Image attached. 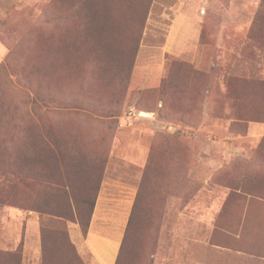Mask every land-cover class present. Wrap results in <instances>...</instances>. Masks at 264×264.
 Instances as JSON below:
<instances>
[{"label":"rangeland","instance_id":"1","mask_svg":"<svg viewBox=\"0 0 264 264\" xmlns=\"http://www.w3.org/2000/svg\"><path fill=\"white\" fill-rule=\"evenodd\" d=\"M104 3L0 0V215L85 228L115 180L139 263L264 258V0H140L118 43Z\"/></svg>","mask_w":264,"mask_h":264},{"label":"crops","instance_id":"2","mask_svg":"<svg viewBox=\"0 0 264 264\" xmlns=\"http://www.w3.org/2000/svg\"><path fill=\"white\" fill-rule=\"evenodd\" d=\"M179 32H176V36L180 35ZM261 127L264 132V123ZM169 129L172 130V127ZM138 145L140 150L145 148L142 143ZM136 192L135 187H129L121 181L104 180L86 231L74 220H68V227L64 230L55 226L43 228L40 214L35 212L12 211L0 215V264H12L14 256L19 264H119L120 261L125 264L126 253L129 257L136 248V234H144L143 229L130 230L128 227ZM48 217L62 219L54 215ZM61 234L65 235L63 240L60 239ZM176 234L186 240L178 252L180 260L177 261L183 264L189 253L188 240L185 239L188 232ZM173 251L172 245L166 244L165 264H171ZM136 253L132 264H141L139 253L138 257ZM204 253V256H200L201 259L204 257L203 264H216L217 255H226L216 248ZM228 256L231 257V254L228 253ZM249 261V264H264L263 257L251 258Z\"/></svg>","mask_w":264,"mask_h":264},{"label":"trees","instance_id":"3","mask_svg":"<svg viewBox=\"0 0 264 264\" xmlns=\"http://www.w3.org/2000/svg\"><path fill=\"white\" fill-rule=\"evenodd\" d=\"M140 4H141L140 0H107V3H104V8H107L106 10L109 12V14L107 15L108 19L106 21V27H105L106 31L103 32L104 33L103 37L107 38L106 40L107 42L118 43L125 36L127 30H131L129 32L130 36H133V34L134 36H136V33H134L136 28L135 24L129 25V23L127 22L130 21L131 12L138 11V9L140 10ZM149 5L150 3L147 5L146 8H148ZM114 12H117V14ZM136 40L137 38L135 37L133 41L136 42ZM92 213L93 210L91 212V216ZM134 217H135V212L133 209L128 225L130 230L135 229V227L133 226ZM88 226L89 223L83 229L86 231ZM145 230L147 231V229H143V231ZM119 264H121V261Z\"/></svg>","mask_w":264,"mask_h":264},{"label":"built area","instance_id":"4","mask_svg":"<svg viewBox=\"0 0 264 264\" xmlns=\"http://www.w3.org/2000/svg\"><path fill=\"white\" fill-rule=\"evenodd\" d=\"M143 112H137L134 108H131L128 112H125V114L122 116L121 120H132L136 117H144ZM121 125H123V122H121Z\"/></svg>","mask_w":264,"mask_h":264}]
</instances>
